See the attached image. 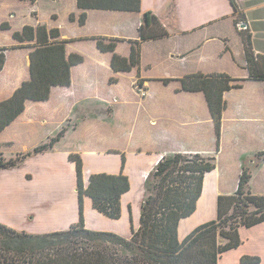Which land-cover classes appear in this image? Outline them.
I'll return each mask as SVG.
<instances>
[{
	"label": "crops",
	"instance_id": "1",
	"mask_svg": "<svg viewBox=\"0 0 264 264\" xmlns=\"http://www.w3.org/2000/svg\"><path fill=\"white\" fill-rule=\"evenodd\" d=\"M236 2L239 12L231 0H142L141 11L82 9L78 0H0V24H10L9 29L0 30V38L5 34L13 38L25 25H45L59 28V40H67L68 54L84 56L82 63L72 67L70 85L54 86L48 100L27 101L25 110L0 132V160L32 152L15 166L0 167V223L30 234L67 230L77 223L78 176L72 153L82 157L86 185L91 174L120 173L125 155L123 172L131 188L121 196V216L105 215L94 207L90 196H84L86 227L125 238L140 228L147 178L167 154L216 156V167L205 174L196 210L179 222L180 241L217 218L219 195L235 192L244 166L252 172L250 187L255 181L260 186L251 187L252 191L264 194V160L258 156L264 151V81L248 79L241 34L250 32L255 53L264 55V0ZM49 3L51 7L44 8ZM61 7L67 26L60 21ZM146 11L153 12L169 34L143 40L138 66L129 72L115 71L113 52H102L94 38L117 40L115 52L129 57L133 41L140 39ZM82 12L87 15L84 24L79 22ZM87 43L97 55V65L86 62L82 45ZM7 44L0 39V48ZM7 66L8 61L0 72V101L11 97L30 77L29 73L19 80L21 73H16L14 79L3 78ZM105 68L109 78L101 74ZM154 70L161 74H153ZM195 73H227L246 79L241 87L224 93L219 151L205 93L181 89L180 79ZM123 74H130L132 86L139 84L146 94L136 88L128 97L115 87L107 88L117 87ZM7 89L8 94H1ZM96 125L104 130L103 136L86 139V131ZM64 127L65 135L54 147L33 152ZM149 131H155V141L146 145ZM78 133L81 137H75ZM226 147L229 158L223 162ZM239 233L242 244L226 251L218 264H248L241 262L243 256H257L260 261L251 264H264V221L242 226Z\"/></svg>",
	"mask_w": 264,
	"mask_h": 264
},
{
	"label": "trees",
	"instance_id": "2",
	"mask_svg": "<svg viewBox=\"0 0 264 264\" xmlns=\"http://www.w3.org/2000/svg\"><path fill=\"white\" fill-rule=\"evenodd\" d=\"M35 1V0H31ZM239 12L236 0H231ZM82 9L141 11L142 0H78ZM86 12L79 16L80 24L86 21ZM74 20V14L70 15ZM245 23V22H242ZM10 28L2 22L0 30ZM140 39L133 41L129 57L115 52L117 40L106 42L95 37L102 52H113L111 66L115 71L129 72L138 66L141 58V42L169 34L158 17L151 11L144 13ZM244 31V30H243ZM248 79L264 81V55L255 53L250 32H242ZM59 28L45 25H25L13 33L19 42L32 41L27 57L29 79L14 91L11 97L0 101V132L13 122L26 107V102L45 101L50 98L54 86H68L72 82V67L84 61L78 53H67V40H59ZM5 47L0 48V72L6 64ZM246 79L233 78L227 73H195L180 79L181 89L203 91L217 135V151L220 149L223 111L226 108L224 93L239 88ZM170 79H164L168 83ZM66 128L48 141L35 147L33 152L54 147L65 135ZM20 153L10 159L0 160V167H12L31 155ZM264 160V151L258 153ZM76 162L80 220L70 229L44 234H30L0 223L6 231L11 246L3 242L6 254H0V264H218V259L228 250L239 247L242 239L239 228L252 227L264 221V194L254 193L250 187L251 170L244 166L235 192L218 197V216L196 227L183 241L178 238V226L182 218L191 215L202 195L205 174L216 167V156L202 153L176 152L164 155L149 174L146 196L142 205L141 226L131 238L117 233L88 229L84 218V196H90L96 209L111 218L121 216V196L131 188L128 175L94 173L84 182L83 161L78 153L70 154ZM218 236L226 240L219 243ZM15 250L11 255L10 250ZM12 253V252H11ZM198 254L201 259L198 260ZM257 256H243L242 263H258Z\"/></svg>",
	"mask_w": 264,
	"mask_h": 264
},
{
	"label": "rangeland",
	"instance_id": "3",
	"mask_svg": "<svg viewBox=\"0 0 264 264\" xmlns=\"http://www.w3.org/2000/svg\"><path fill=\"white\" fill-rule=\"evenodd\" d=\"M51 4L49 3L47 6L44 5V8H50ZM58 11L60 12V21L63 24H66V26L68 25V18L67 16H65V11L62 9V7L60 9H58ZM0 39H6V41L8 42V44L5 46L6 50H5V55H6V61H8V66L5 70V76H3V78H5L6 76H9L10 79H14L15 78V74L16 73H21L20 77L18 78L20 80L21 77L24 78H28V74H29V66H27L28 64L26 63L27 57L29 56V52L32 50V45L33 42L32 41H25V42H19L17 40H13L12 36H9L8 34H5L4 36H1ZM10 42V44H9ZM12 42V43H11ZM84 48V52H85V58H86V62L88 65H97V63H99L98 59H97V55L95 53V51H93L90 48V44H84L82 45ZM28 55V56H27ZM30 65V64H29ZM110 73V71H108L106 68L104 70H102L101 74L105 75V78H109L108 74ZM153 74L155 75H159L161 74L159 71L154 70ZM2 78V76H1ZM8 78V77H7ZM6 78V79H7ZM18 79L16 78V81H18ZM133 79L131 78L130 74H123L122 78L120 80V83L118 84V86H114L110 85V87H107L108 89L115 87L116 90L121 91L122 93H125L128 95V97H131V93L135 94L137 92L136 88H138L139 92L141 94H146L143 88H139V84L136 83V87H134L135 85L132 86V82ZM108 83V81H107ZM10 90H6L5 92H2L1 94H8ZM208 121H205L204 126L209 129L210 124L207 123ZM104 130L100 129L99 126L96 125V127H94L92 130H88L86 131L85 137L86 139L88 138H94V139H98L101 136H103L104 134ZM155 131H149V133H147V135H145V140L147 141L145 144L148 145L149 143H152L153 141H155ZM75 137H81V133L76 134ZM140 141H142L139 138ZM152 141V142H151ZM144 144V145H145ZM229 149L228 147H226V152H224L223 154V162H225L229 156ZM251 187L253 188H259L260 186L258 185V183L255 181L253 185H251ZM229 188V186H228ZM245 232V229L243 230ZM10 237L13 236H9V234L6 231H2L0 230V254L5 255L6 254V248H1V246L3 245V242H7V245H11L14 247L21 245V241L18 238L17 242H10ZM218 241L219 243H225L226 240L223 239L221 236H218ZM8 249V248H7ZM11 252H9L11 255H14L13 253L16 252L15 250H10ZM233 252V251H232ZM230 252V253H232ZM226 254V253H225ZM224 254V255H225ZM201 259L199 254H198V260Z\"/></svg>",
	"mask_w": 264,
	"mask_h": 264
},
{
	"label": "built area",
	"instance_id": "4",
	"mask_svg": "<svg viewBox=\"0 0 264 264\" xmlns=\"http://www.w3.org/2000/svg\"><path fill=\"white\" fill-rule=\"evenodd\" d=\"M242 24H244V23H242Z\"/></svg>",
	"mask_w": 264,
	"mask_h": 264
}]
</instances>
